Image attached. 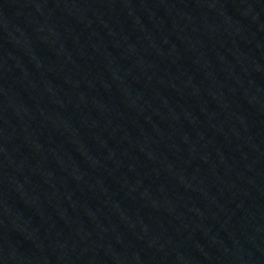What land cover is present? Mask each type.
Here are the masks:
<instances>
[{
	"label": "water",
	"instance_id": "1",
	"mask_svg": "<svg viewBox=\"0 0 264 264\" xmlns=\"http://www.w3.org/2000/svg\"><path fill=\"white\" fill-rule=\"evenodd\" d=\"M0 264H264V0H0Z\"/></svg>",
	"mask_w": 264,
	"mask_h": 264
}]
</instances>
